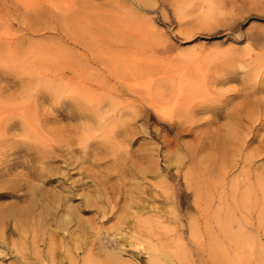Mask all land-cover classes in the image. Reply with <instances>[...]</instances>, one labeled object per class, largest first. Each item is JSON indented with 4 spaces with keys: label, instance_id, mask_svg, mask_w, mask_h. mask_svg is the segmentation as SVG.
Segmentation results:
<instances>
[{
    "label": "rangeland",
    "instance_id": "374dc122",
    "mask_svg": "<svg viewBox=\"0 0 264 264\" xmlns=\"http://www.w3.org/2000/svg\"><path fill=\"white\" fill-rule=\"evenodd\" d=\"M234 1L0 0V264H264V194L252 176L243 207L228 196L240 158L217 171L213 125L174 142L137 107L146 85L183 98L168 106L264 97V0ZM190 162L187 212L171 172Z\"/></svg>",
    "mask_w": 264,
    "mask_h": 264
},
{
    "label": "bare ground",
    "instance_id": "6f19581e",
    "mask_svg": "<svg viewBox=\"0 0 264 264\" xmlns=\"http://www.w3.org/2000/svg\"><path fill=\"white\" fill-rule=\"evenodd\" d=\"M164 1V0H161ZM136 2V1H135ZM233 4L235 3L234 0H232ZM240 2L241 6L243 4H245L246 0H239L238 3ZM249 35V34H248ZM252 39H254L256 42H258L260 45L264 46V34L261 33H257L256 35H252L251 37ZM251 39V40H252ZM158 83V82H157ZM146 85V84H145ZM144 85V86H145ZM151 85V84H150ZM160 85V84H159ZM143 86V87H144ZM150 86L146 85L144 87V94H145V98L143 99V103L146 101V105H144L143 103H139L137 104L138 106V110L139 112H145L147 113V111H151L154 116L156 117V122L157 119H161L164 121V123H162V126L168 130H173V141L177 142V140L179 139V137H181L182 132L183 131H188V132H193L194 133V137L197 138H201L199 133L196 134L195 132L199 129L198 127L202 126V125H209L210 127L213 125V144L211 142V145H214V151L216 152L217 157V163L215 161L216 164H218L219 166L217 167V171L219 170L218 168H223L226 165H231L232 160L234 161L235 155L237 157H239L240 159H238V161L240 160L241 164L243 165L242 168L245 167L246 170H241L243 171L242 173H240L242 175V177L240 178H236L238 181L235 180L234 184L237 187L238 185H242V187H249L248 190H250L251 192H249L247 190V188H244V192H246L244 195H247L249 192V195L251 196V194L253 195L254 191L251 190L250 185L253 184V182H250V179H252L251 177L253 176L252 181L255 182L257 190L259 191L260 195L264 194V177H262V175H264V173H260L261 171H264V169L260 170L259 173H257V171L259 170L258 168V164H256L255 166L258 168V170L256 172H253L252 170H254L256 167H254V163L256 161H259L260 159L264 158V156H261V152L264 151V133L259 134L260 132L258 131L257 133V124L259 123V125L264 124V119H261V116H264V97H258L257 100L256 98H252V101L249 103V94L244 93L241 95V98L243 100L239 101V103H233L231 104L232 106L228 107V103L229 101L227 100V97H225L223 100H218V103H215L214 105H208V107H203L200 106V104H196L198 102H196L195 104L192 103V105H184V102L181 103L182 107H178L177 105L174 106H168L169 101L171 102V100H173L176 104H180L179 101L181 100V96L178 93H174L175 91H173L174 94L171 93H166L163 92V96H160V93H157V96L159 97H152L150 95ZM169 87V86H168ZM126 89V88H125ZM174 89V88H173ZM123 91V90H122ZM126 91V90H125ZM152 92V91H151ZM157 92V91H156ZM128 93V92H126ZM134 93V92H133ZM243 93V92H242ZM135 94V93H134ZM187 94V93H186ZM204 94V93H203ZM129 95V94H128ZM132 95V93H131ZM138 95V94H136ZM237 94H235L236 96ZM119 96V95H118ZM135 96V95H134ZM140 97V95H138ZM156 96V95H155ZM208 96V95H207ZM132 97V96H131ZM202 96H200L199 98L201 99ZM198 97L196 98L197 100L199 99ZM133 99V98H132ZM135 100H137L136 98H134ZM133 99V100H134ZM141 99V98H140ZM138 99V100H140ZM183 99V98H182ZM230 99V98H229ZM132 100V101H133ZM137 100V101H138ZM251 100V99H250ZM204 101V99H203ZM186 102V101H185ZM138 103V102H137ZM173 104V103H172ZM189 104V103H188ZM248 105H251V107H247ZM136 108V106H134ZM129 108V107H128ZM125 112V111H124ZM210 112L211 117L210 118H205L204 120L200 121V122H196L194 121V119L196 120V118H193L194 116L197 115V113H207ZM196 114V115H195ZM199 115V114H198ZM197 115V116H198ZM253 115V116H252ZM135 116V115H134ZM250 116L254 118V122L258 123L254 124L253 119L250 118ZM208 117V116H207ZM200 118V117H199ZM197 117V119H199ZM220 118H224L226 121V123H218ZM252 123H250V119ZM135 119V118H134ZM9 120V119H8ZM249 120V121H248ZM11 122V121H10ZM9 122V123H10ZM120 122V121H119ZM20 123V122H19ZM249 124V125H248ZM22 126V125H21ZM207 126V127H209ZM253 128H256V133L253 134V131L251 130ZM4 128V127H3ZM264 129V128H262ZM207 130V129H206ZM252 131V136L249 135L248 139H244L245 138V133L246 132ZM259 130V129H258ZM200 130H198L199 132ZM205 131V130H202ZM204 133V132H202ZM207 134V132H206ZM248 134V133H247ZM212 136V135H211ZM206 137V136H204ZM248 137V136H246ZM4 138V137H3ZM196 138V139H197ZM1 139V138H0ZM255 142H257V144L253 147L250 148L251 150L249 152H245L246 154H243V152L241 153V151H243V149L248 145L249 142H252L254 140H256ZM172 141V140H171ZM200 141V140H199ZM199 143V142H198ZM209 144V143H208ZM250 145V143H249ZM199 146V145H198ZM204 146V145H203ZM205 146H208L207 144ZM200 147V146H199ZM197 147V148H199ZM202 147V145H201ZM209 147V146H208ZM211 147V146H210ZM248 148V147H247ZM200 150V148H199ZM202 151V150H201ZM198 152V151H197ZM188 153V152H187ZM192 154V153H191ZM194 154H197L196 151L194 152ZM210 155V154H209ZM264 155V154H262ZM192 156V155H191ZM196 156V155H195ZM213 156V155H212ZM188 158V157H187ZM195 158V157H193ZM197 158V156H196ZM167 160H170V157L166 158ZM189 159V158H188ZM202 160V159H201ZM210 160V156H206L205 159L202 160L203 165L206 166L207 161ZM193 161V160H192ZM197 161V160H196ZM194 161V162H196ZM237 161V162H238ZM178 162V161H177ZM206 162V163H205ZM169 163V162H168ZM201 163V162H200ZM205 163V164H204ZM234 163V162H233ZM238 162V164H240ZM190 166L189 168L194 165L193 162H190ZM197 164V163H196ZM201 165V164H199ZM261 166V164H259ZM241 166V165H240ZM233 165H231L229 168H232ZM253 167V169L251 168ZM207 168V166H206ZM228 168V169H229ZM179 166L178 164L176 165V168L174 170V172H171V174H173L176 178V184L174 186V188L170 189V191L172 190V193L175 195V197L179 198V201L183 203L184 206V210L187 212H191L193 210H195L196 208L193 209V207H195V204H197V199L195 198V196L193 197V199H190V190H193L192 192H195V190H197V188L199 187L198 183H196V181H194L196 179V177L198 176V171L204 170L205 167H203L202 165L200 167H195L193 169L190 168L189 171L187 172H180L181 169L179 170ZM226 168V171L228 170ZM163 170L165 173H170L168 165H166L165 167H163ZM206 170V169H205ZM231 170V169H230ZM223 171V170H221ZM252 171V175L251 172ZM220 172V171H219ZM218 172L219 175H217L218 177H216V179H218L221 175ZM202 173V172H200ZM205 173V172H204ZM230 173V172H229ZM221 174H223V172H221ZM200 175V174H199ZM238 175V174H237ZM207 176V175H206ZM223 177V175H222ZM199 178V176L197 177ZM207 178V177H206ZM233 178V177H232ZM200 179V178H199ZM198 179V180H199ZM215 179V180H216ZM223 179V178H222ZM235 179V177H234ZM214 180V181H215ZM220 180V179H219ZM224 180V179H223ZM231 180V179H230ZM201 182V180H199ZM198 181V182H199ZM206 181V179L204 180ZM204 181H202V184L204 183ZM222 181V180H221ZM199 182V183H200ZM211 186L213 187V179L212 181L210 180ZM218 182V181H217ZM216 181L214 182V184L217 183ZM209 183V182H208ZM244 184V185H243ZM219 185V182H218ZM221 185V184H220ZM254 185V184H253ZM198 186V187H197ZM204 186V185H203ZM202 186V188H203ZM215 186V185H214ZM234 186V185H233ZM232 186V187H233ZM255 186V185H254ZM206 187V186H205ZM204 187V188H205ZM210 187V186H209ZM221 188L224 186H220ZM236 187L231 188L230 192L228 194V196H230L231 200L233 201V204L235 203V207H238V203H236V201L234 199H236L237 197V193L241 190L238 191V187L236 189ZM252 187V186H251ZM201 188V190H202ZM215 188V192L217 190V187H210V190H213ZM219 188V187H218ZM230 188V187H229ZM241 188V187H239ZM254 189V187H252ZM199 189V188H198ZM220 189V188H219ZM227 189V188H226ZM167 190V189H165ZM164 190V196H167V194H169V192L167 193V191ZM206 189H203L202 192H204ZM222 192V190H220ZM227 191V190H226ZM229 191V190H228ZM243 191H240L239 196H241L243 194ZM253 191V193H252ZM256 191V190H255ZM219 192V191H218ZM171 193V192H170ZM198 193V192H197ZM251 193V194H250ZM203 194V193H202ZM227 194V192H226ZM170 195V194H169ZM200 193H198V197H199ZM221 195V194H220ZM249 196V197H250ZM255 196V195H253ZM257 196V195H256ZM169 197V196H167ZM166 197V198H167ZM222 197V196H221ZM259 197V196H258ZM220 198V197H219ZM234 198V199H233ZM245 200L247 199L248 201V197L245 198V196L243 197ZM255 198V197H254ZM262 198H264V196H262ZM225 199V198H224ZM256 199V198H255ZM259 199V198H258ZM230 200V199H229ZM259 200H262L261 198ZM257 201V199H256ZM255 201V202H256ZM239 202V201H238ZM242 202V201H241ZM240 202V204H241ZM254 202V203H255ZM262 202V201H261ZM176 203V202H175ZM225 203V202H224ZM232 203V202H231ZM236 204H238L236 206ZM194 205V206H193ZM242 205V204H241ZM240 205V206H241ZM240 206L238 207V210L240 208ZM261 206V205H260ZM243 207V205H242ZM241 207V208H242ZM4 214V215H3ZM231 214V213H230ZM3 216H7V212L2 213ZM228 216V213L226 214ZM1 216V215H0ZM8 220V219H7ZM229 221V220H228ZM260 224V223H259ZM258 224V225H259ZM257 225V227H258ZM5 227V226H4ZM2 230H0V242H2ZM6 238V237H5ZM150 246V245H149ZM16 250V248H15ZM17 251V250H16ZM19 252V251H18ZM22 255V254H21ZM22 259V258H21ZM84 264H86V262H84Z\"/></svg>",
    "mask_w": 264,
    "mask_h": 264
},
{
    "label": "snow or ice",
    "instance_id": "6c2138e0",
    "mask_svg": "<svg viewBox=\"0 0 264 264\" xmlns=\"http://www.w3.org/2000/svg\"><path fill=\"white\" fill-rule=\"evenodd\" d=\"M248 23H251V20ZM243 27H247V24H245ZM214 38L215 37H213V39ZM207 39H209V37L205 36L204 34H201L199 37H197L193 41H191V43H198V42H201V41L207 40Z\"/></svg>",
    "mask_w": 264,
    "mask_h": 264
}]
</instances>
